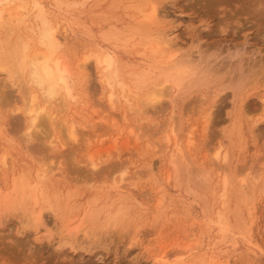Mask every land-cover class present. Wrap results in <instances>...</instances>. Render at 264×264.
<instances>
[{"label":"rangeland","instance_id":"1","mask_svg":"<svg viewBox=\"0 0 264 264\" xmlns=\"http://www.w3.org/2000/svg\"><path fill=\"white\" fill-rule=\"evenodd\" d=\"M58 1L0 4L3 18L25 9L12 37L29 54L43 50L39 21L50 22L71 94L46 106L27 80L0 71V264H162L165 253V264H264V0ZM151 6L158 31L182 48L169 42L170 53L195 55V37L223 50L244 40L243 64L223 55L213 62L222 75L182 73L176 86L164 78L167 53L127 36ZM105 53L122 81L114 102L95 60ZM140 72L146 87L129 77ZM31 106L44 107L35 124ZM36 209L39 238L23 218ZM98 211L123 224L92 227Z\"/></svg>","mask_w":264,"mask_h":264},{"label":"bare ground","instance_id":"2","mask_svg":"<svg viewBox=\"0 0 264 264\" xmlns=\"http://www.w3.org/2000/svg\"><path fill=\"white\" fill-rule=\"evenodd\" d=\"M8 1H10V0H0V4L2 5V3H7ZM21 1L22 0H20V2ZM55 1L60 3L58 0H55ZM57 5H59V4H57ZM38 6H39V4H38ZM36 7H37V5H36ZM0 10H2V9H0ZM24 11H25V9H24ZM36 12H35V14L37 16L38 15L41 16L40 14L42 13V11H41V13H39V11L37 9ZM22 13L18 12V10L13 11V12L11 11V12H8L6 14L7 15L6 18H3L2 11H0V26H1L2 30L4 31L3 33H5L4 38H2V41L0 42V71L3 74H6L7 76H9V78L11 77V79H15V77L19 76V77L27 80V85H29L31 87V89L34 90L36 93L40 94L41 98L44 100V103H46L45 104L46 106L48 103H49L48 105H51L50 103L55 102V100H57V99L62 100L63 97L64 98L67 97L66 99L70 100L71 94H70V85H69L70 83L68 81V79H69L68 74L69 73L66 69L67 67H63L60 64L59 60L55 57V53H56L57 46H58V38L55 35L54 28L49 24L50 23L49 21L47 22V20L44 18L45 16L41 18V21H39L41 23V26L39 27V30L38 29H36V30L39 31V32L37 31V33H38L37 38H38L39 42L38 41L37 42L43 47V50L42 49H41L42 51L36 50L37 52H33L32 54H29V50L27 52V47H28V46L26 47L27 44L25 45V43L21 40V38L18 35L17 36L14 35V37H12V33L19 27V25L22 22L21 21L23 19ZM36 15H35V17H36ZM140 16H141V18L138 22H135L136 20H134V22L136 24L131 27V33H129L127 36H129L130 34L131 35H133V34L137 35L141 38L140 41H144V43H148V42L150 43L152 41V43L154 42V44H155V45L153 44V49H152L153 52L160 53L161 56H163L165 53H167V55H166L167 61L164 60L163 66H166V67L169 66V68H171V70H173V71L170 70L172 73L169 72L171 75H168V73L163 72L164 68H162L161 72L164 73L165 79H169V80L171 79L170 81H172V80L175 81L177 83V85L176 84H174V85H176V86H180V84L182 83V78H183V77H181L182 73H184V74L187 73L186 75H190V74L194 75L195 73H198L201 75L202 74L209 75V76L210 75H212V76L222 75L221 73L224 71H221V70H224L226 67H224V69H221V70H220L221 67L215 68V69L213 67V62L217 61V59L219 60L220 56L225 55V56H228L232 60H236L235 62L237 65L235 64L236 65L235 67H239L243 61V55L245 53V46H246L244 40L236 41L233 43L232 47L226 48L225 50H223L219 47V45H213L210 47H204L203 48V47H201V44H200V38L195 37L189 43L190 44L189 46H190V48H192L194 50L195 55H193V53L189 52V51L185 54L183 53L184 54L183 56H181L182 54L181 55L178 54V56H177L176 52H175V54L173 52L170 53L169 49H171V48L168 47L167 44L169 42L172 43V41H171L172 39H170V38L167 39V37H165L166 32L164 33V31L163 32L158 31L161 29V25L159 23V25H160V28H159L158 27V11L156 10V8L151 6L147 12L144 11L143 13L140 14ZM17 31H18V29H17ZM32 33L35 34V32H32ZM107 34H109V33H107ZM112 36H114V35H112ZM112 36L110 35L111 38H113ZM117 36L118 35L115 34V38ZM125 38H127V37H125ZM128 38H130V36ZM118 39H120V38H118ZM105 40H107V39H105ZM166 40H169V41L167 42ZM176 42L173 41V43H172L176 47V49H177V47H178V50L182 49L181 47L179 49L178 42L177 43ZM160 43H162L166 47H161ZM171 43H169V44H171ZM175 47H173V48H175ZM179 56H181V57H179ZM162 59H164V58L162 57ZM95 60H96V65H98L102 69V73L100 76L102 81L110 89L109 101L111 102L113 100V97L115 96L114 93H113L114 95L112 94V90H113L114 86H116V85L122 86V84H121L122 81L119 82L120 77L118 74L117 62L115 61L114 56H112L109 53H105L101 57L100 56L95 57ZM155 61H156V64L154 63L155 64L154 66L156 67L157 64H160V62L158 60H155ZM162 63H163V60H161V64ZM166 70L168 71V69H166ZM173 72H175V74L173 77H171ZM186 75H184V76H186ZM204 75H202V77H204ZM240 75L241 74H239V76L236 79L234 78V81H233V79H231L229 82L233 81V82H231L232 85H233V83L241 85V82L243 79ZM129 77L133 80V85L135 87H143L148 82L147 77L144 74V72H140L139 74H136V75L134 73H131L129 75ZM13 81H15V80H13ZM202 82H204V81H202ZM102 85H104V84H102ZM123 85H125V84H123ZM119 86H116V87H118V90H120ZM156 89L152 90V93H150V95H149V98L151 97L150 98L151 100L152 99L157 100L156 95H159V94L156 93V92H158ZM32 90H31V95H30L31 103H33L36 100L35 96L32 93ZM122 90H123V88H122ZM113 102H114V100H113ZM33 106L36 108V105H33ZM33 106H31V108L30 107L28 108L27 116H28V121L31 122L32 124L33 123L35 124V122H37V118H38V116H35V115L39 114L40 111L42 112L44 110L43 109L44 107H41V108L37 107L38 109H34ZM35 110H36V112L38 111L37 114H35ZM33 112L35 115L32 114ZM32 126L33 125H30V128ZM27 135H28V133H27ZM167 142H168V140H167ZM216 157L218 158V154L216 155ZM223 185H225V184H223ZM17 187L21 191H24L29 186L27 184V181L25 182V179L23 180V177H22V178H19V183H18ZM43 189H44V187H43ZM45 189H47V188H45ZM32 194H33V192H32ZM41 196L44 197L43 199L46 203H48V202L50 203L49 198H48L49 196L48 197L44 196V195H41ZM15 198L17 199V201L21 200V197H15ZM3 199L4 198H2V201H3ZM16 199H15V201H16ZM4 200H6V199H4ZM2 201H1V203L4 204V201L3 202ZM35 201H36V199H35ZM35 201H34V205L37 204V202L35 204ZM12 202L14 204H16V203L18 204V202H14V200ZM5 203H6V201H5ZM48 206L50 207L51 205H48ZM36 210H38V209H36ZM118 210H120V211H118V213H122V219H123V216L125 215V214H123V209L118 208ZM55 212L57 213L58 211H55ZM99 212L100 211L91 212L90 214H88L87 218L84 217V218L88 219L87 222L92 227H97L99 225H100V227H102V226L106 227L110 222H112V225H113V223H115L116 221H117L116 223L120 222V225L123 224L122 219H121V221H119V218H121V217L117 218L114 216L115 214L112 217L107 218V219H104L105 218L104 217L103 220H105V221L101 222L99 219V217L101 216V215L99 216V214H98ZM101 213L102 212H100V214ZM85 214L87 215V213H85ZM120 215H118V216H120ZM23 218H24V220H26V225L33 226V228L35 230L34 236H36V237L38 236V238H39L40 232L37 229L39 228V226L43 225L42 224V210H40V209L38 211L34 210L33 213L26 214L25 216H23ZM120 225L118 224L119 227H120ZM109 226L110 225H108L106 228H108ZM119 227H117V228H119ZM36 237H34V238H36ZM65 242H67V241H65ZM71 242H72V240H71ZM166 255L167 254L165 253V255H163L159 259V262L162 261V264H165V263H163V261L168 259V257L166 259H164L166 257ZM176 259L177 258L175 257V260ZM170 260L172 261V259H170ZM168 263L170 264L171 262H168Z\"/></svg>","mask_w":264,"mask_h":264}]
</instances>
